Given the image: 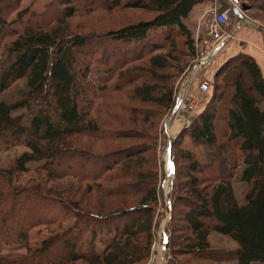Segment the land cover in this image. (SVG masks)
Segmentation results:
<instances>
[{"label": "trees", "instance_id": "16d2710c", "mask_svg": "<svg viewBox=\"0 0 264 264\" xmlns=\"http://www.w3.org/2000/svg\"><path fill=\"white\" fill-rule=\"evenodd\" d=\"M66 1L69 7L63 11L62 1L52 0L42 13L31 12L11 22L22 0H0V56L4 41L14 38L0 65V95L20 80L28 86L24 98L0 100V149L21 146L28 150L8 165L0 164V264L143 263L149 255L151 205L158 192L156 145L151 138L147 144L140 142L128 149L114 146L116 141L134 137L127 124L136 123V116L144 113L129 102L158 108L172 103V86L166 79L160 85L148 83L149 76L153 80L158 70L168 67L166 55L153 53L167 51L169 42L179 37L185 39L186 55L193 57L194 32L188 19H198L211 0H134L129 8L154 14L151 20L84 37L70 36L66 20L115 10L123 6V0H95V6L84 0L79 7L78 0ZM248 1L264 10V0ZM59 11L63 14L56 18L54 13ZM91 47L123 48L118 62L104 58L95 63ZM106 61L112 68L103 73L99 66ZM137 61H145L148 69L122 71ZM230 70L237 73L235 79L219 83L220 75ZM218 71L222 73L206 107L171 142L175 177L169 242L176 248L179 242L172 232L185 231L201 251L206 248V236L216 233L238 245L232 256L237 264H264V79L255 62L242 54L226 60ZM95 77L102 80L99 87L92 86ZM31 106L39 109L28 125L13 115ZM221 111L224 125L219 127ZM151 129L145 126L139 140L148 139ZM186 138L194 147L206 149L203 160L195 151L179 147ZM87 139L113 144L106 152L89 151L81 145ZM39 162L43 164L36 171L44 176L42 183L17 184L29 164ZM240 165L244 169L237 196L234 185ZM63 177L88 184V193L107 197L132 196L140 189L138 207L110 217L91 213L87 206L64 199L47 186ZM46 229L50 236L42 239ZM108 235L114 237L111 244L106 243ZM97 238L105 247L100 254ZM3 246H24L26 252L2 254ZM206 250L203 256L212 257Z\"/></svg>", "mask_w": 264, "mask_h": 264}, {"label": "rangeland", "instance_id": "374dc122", "mask_svg": "<svg viewBox=\"0 0 264 264\" xmlns=\"http://www.w3.org/2000/svg\"><path fill=\"white\" fill-rule=\"evenodd\" d=\"M52 0H22L20 3L19 9L9 18L11 22H15L18 18L27 17L31 12H38L42 13L47 7V5L51 4ZM62 4L61 7L68 8L66 0H57ZM242 5L245 9V16L249 19L258 20L264 23V15L260 13V11H254V7L248 0H240ZM93 6L96 5L97 1L95 0H88ZM134 0H123V6L113 9L108 12H97V13H90L86 15H75L72 18L66 20V26L68 29V34L70 36L77 35V36H89V35H98V34H107L111 31H117L123 27L129 25H135L139 22L149 21L153 18L154 14L146 12L144 10H138L134 8H129L128 5L133 4ZM76 7L81 6L84 4V0H78L75 2ZM72 4H70L71 6ZM88 5V6H89ZM132 7V6H130ZM253 8V9H252ZM59 11L58 13H54L56 18H60L62 16V12ZM230 22L229 27L232 29L233 25L235 24L236 20L234 21V17L230 15ZM199 18V16H198ZM197 18L195 19H188V27L189 29L194 32L195 25L197 23ZM195 33V32H194ZM14 40V38H8L4 41V46L1 49V56H0V65L5 62L4 51L9 46V44ZM101 38H97L96 41H100ZM184 38H175L169 42V48L167 51H158L153 53L154 55L161 54L166 55V59L168 60V67L166 70H158L157 76L147 78L148 83H159L162 79H166L169 83V86H172V103L164 108H158L154 105H139L138 103H130L134 107L141 109L144 113L141 115L136 116L135 118L136 123L129 122L128 129L130 133L134 134V137H131L130 140H124L121 142L116 141V145L114 147H118L120 145V149H128L131 145H137L141 143H148L150 142L151 138L154 140L156 145L155 148V169L157 173V195H156V202L151 205V209L154 212L153 218V225L151 228V244L148 258L143 263L137 264H237L236 260L232 257L234 252L238 249V245L230 240L227 237L216 233H209L206 236V248L204 250L198 251L199 245L193 243V236L186 235L185 231L177 230L178 232H172L177 238L176 248L172 247L173 241L169 242L170 240V233L167 230H171L169 227L170 219H171V212L172 207L169 209L167 207V202L171 200V193L173 188L174 182V169L170 159V146L171 142L174 141L180 132L191 125L193 119L200 114L204 108L206 107L207 103L209 102L212 94L214 93L215 84L218 83L216 79H218V75L222 72H219V67L224 63L215 66L214 59L212 60L209 67L205 70L193 72L191 71L192 64L194 63V57H188L186 55V47L184 45ZM174 46V47H173ZM123 47H117L116 49L110 50H99L98 48L91 47L89 51L95 52L92 55V60L97 62H101L104 58L107 60H114L118 62L117 58L120 49ZM86 57V56H85ZM214 62V63H213ZM94 63V62H93ZM99 66V65H98ZM138 67H145L144 69H148V65L145 61H137L132 62L129 66L123 67L122 71L128 70L127 73L130 71H135ZM99 68L103 69V73L106 70L112 68L109 62H105L103 65L99 66ZM217 68V69H216ZM99 75L102 78V73ZM106 75V73H105ZM237 73L233 72L232 70L228 72H223L219 77V83L224 78L228 81H233L235 79ZM94 78V76H92ZM207 80L208 84L210 85L209 91L205 93H199L195 87H198L202 80ZM92 80L90 79V83ZM98 77H95V84L93 83L92 86L99 85L102 83L100 82ZM140 83V82H139ZM136 83L135 85H138ZM28 93V86L24 80L17 81L14 83L11 88L6 91L5 93L0 95V100L5 102H14L20 100L26 96ZM89 101V100H88ZM228 99L222 106V110L226 108V103ZM215 104V103H214ZM181 105V106H180ZM222 105V104H220ZM220 105H217L219 107ZM38 107L31 106L29 109H20L13 112L14 116H21L23 119V123L28 125L32 117L37 113ZM220 109V107H219ZM149 110V111H145ZM221 111L220 119L218 121V126L222 127L224 125L223 116L224 113ZM225 112V111H224ZM121 116L127 117L126 114H121ZM146 119H149L145 124ZM101 121L102 118H100ZM104 123V122H103ZM145 126H150L152 129L148 131V139L144 142L139 140L138 135L140 133L146 132ZM225 130H221V134H224ZM83 144V145H82ZM113 143H109L106 141L96 142L92 139H87L81 142V145L84 147H89L90 150H102L103 152L111 150L108 149L109 146H112ZM182 149L195 151L196 154L199 155V158L203 160V155L206 153V149L202 146L194 147L191 142L186 138L183 140V143L180 144ZM180 148V149H181ZM28 151L27 148L17 146L7 151H2L0 149V164L2 166L8 165L11 159L15 156H19L22 153ZM145 157L148 154L144 155ZM43 163H33L29 164V170L25 173L21 180L17 183L19 185H25L28 181H35L36 183H42L44 176L37 172V168L41 166ZM169 167H171V173L173 177L167 178L165 171L168 172ZM244 169L243 166L240 165L238 171L236 172L235 176V185L234 189L236 191V195L238 196L240 192L239 178L241 177V171ZM41 174V175H40ZM47 186L59 193L64 199L70 197L73 201H77L80 205L87 206L91 213H101L104 216H112L114 214H118L121 212H128L132 209H136L138 207V201L141 197V190L139 189L137 194L128 196V195H110L107 197L106 195H102L101 193L97 192H90L89 185L81 183L72 177H63L57 180H53L52 182L48 183ZM140 196V197H139ZM172 205V204H171ZM109 216V217H110ZM107 218V217H105ZM180 221V220H179ZM131 224V223H130ZM128 224V225H130ZM181 224V223H180ZM178 224V227L181 228L182 226ZM49 229L42 230V234L40 237L42 239L47 238L50 236ZM107 232V231H106ZM165 237L164 246L162 240L160 239V235ZM89 234L85 233V238H88ZM112 235H108L107 241L108 244H111L113 240ZM34 241V240H33ZM196 241V240H195ZM194 241V242H195ZM193 243V246H192ZM96 249L98 253H102L105 247L100 242V238L95 240ZM135 244V243H134ZM160 244L162 246H160ZM207 249V250H206ZM209 251L212 254V257H204L203 254ZM2 254L6 253H25L26 249L24 246H3ZM204 251V252H203ZM219 257L221 259H219ZM75 264H87L83 261H79ZM135 264V263H134Z\"/></svg>", "mask_w": 264, "mask_h": 264}, {"label": "built area", "instance_id": "2783aa9c", "mask_svg": "<svg viewBox=\"0 0 264 264\" xmlns=\"http://www.w3.org/2000/svg\"><path fill=\"white\" fill-rule=\"evenodd\" d=\"M245 9L240 0H211L210 6L203 9L197 23L194 33V63L191 71L198 72L205 70L210 66L212 60L222 51L225 45L235 38L239 28L244 25H251V20L245 16ZM230 15L236 20L233 28L229 26ZM202 92L209 89V85L202 80L198 85ZM181 106V105H180ZM171 167L168 172L165 171L166 177H173ZM170 208V201L167 202ZM163 246L165 237L160 235ZM160 244V246H162Z\"/></svg>", "mask_w": 264, "mask_h": 264}, {"label": "crops", "instance_id": "0c3cea01", "mask_svg": "<svg viewBox=\"0 0 264 264\" xmlns=\"http://www.w3.org/2000/svg\"><path fill=\"white\" fill-rule=\"evenodd\" d=\"M253 10L260 11L264 15V10L259 8V6L254 7ZM250 20L252 24L239 28L235 38L225 45L222 51L215 57L214 62L215 66L218 67V65L236 55L242 54L248 56L258 66L264 79V23L254 19ZM205 81L208 83L206 79ZM195 88L199 93H205L200 91L198 87Z\"/></svg>", "mask_w": 264, "mask_h": 264}]
</instances>
